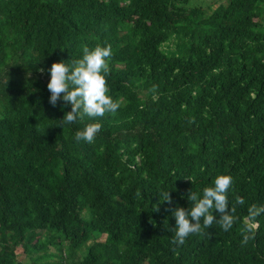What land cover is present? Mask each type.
Instances as JSON below:
<instances>
[{
	"label": "trees",
	"instance_id": "trees-1",
	"mask_svg": "<svg viewBox=\"0 0 264 264\" xmlns=\"http://www.w3.org/2000/svg\"><path fill=\"white\" fill-rule=\"evenodd\" d=\"M209 10L0 0V264H264V214L248 218L264 204V0ZM98 44L111 45L107 85L121 106L63 123L71 105L49 103V69ZM94 122V141H77ZM222 174L229 206L244 199L237 223L173 244L172 209ZM248 223L255 236L242 246Z\"/></svg>",
	"mask_w": 264,
	"mask_h": 264
},
{
	"label": "clouds",
	"instance_id": "clouds-1",
	"mask_svg": "<svg viewBox=\"0 0 264 264\" xmlns=\"http://www.w3.org/2000/svg\"><path fill=\"white\" fill-rule=\"evenodd\" d=\"M112 54L110 44L106 46L98 44L91 50L85 46L82 58L73 60L71 64L63 60L52 64L49 69L51 78L47 85L51 93L49 103L56 106L62 99L66 105H71V111L65 112L62 118L63 123L70 125L78 119L83 120L85 116L95 119L107 113L115 114L120 108V102L109 95L107 85ZM40 71L43 72L44 69L41 68ZM101 128L102 124L99 122L89 123L83 130L75 133V139L92 143ZM232 185L233 178L222 174L215 178L214 186L203 189L202 196L190 190L187 199L192 202V206L188 208L177 206L172 209L175 218V226L171 228L174 232L172 243L184 245L190 235L202 234L214 224H218L224 231L230 230L238 220L235 215L236 206L244 204V199L236 196L234 203L229 206L228 193ZM159 194L162 202L169 204L173 202L170 191ZM155 210H159L158 206ZM214 212L218 213L219 218ZM262 214L264 204H252L248 208L250 221H256ZM253 228V223L242 226L240 230L242 246L254 239Z\"/></svg>",
	"mask_w": 264,
	"mask_h": 264
},
{
	"label": "rangeland",
	"instance_id": "rangeland-1",
	"mask_svg": "<svg viewBox=\"0 0 264 264\" xmlns=\"http://www.w3.org/2000/svg\"><path fill=\"white\" fill-rule=\"evenodd\" d=\"M196 1H198L201 4L207 2V5H208L210 10L214 9L217 6V4L223 2V0H196ZM194 2H195V0H194ZM103 238L104 237H102L101 240H103ZM49 251L53 252V249L49 248ZM16 257H17L18 260L25 261L24 255L19 250H16Z\"/></svg>",
	"mask_w": 264,
	"mask_h": 264
}]
</instances>
